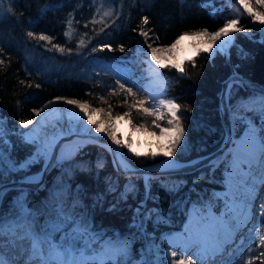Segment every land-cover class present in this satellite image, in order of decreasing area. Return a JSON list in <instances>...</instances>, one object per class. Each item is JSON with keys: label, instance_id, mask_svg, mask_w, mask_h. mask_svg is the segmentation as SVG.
I'll use <instances>...</instances> for the list:
<instances>
[{"label": "trees", "instance_id": "trees-1", "mask_svg": "<svg viewBox=\"0 0 264 264\" xmlns=\"http://www.w3.org/2000/svg\"><path fill=\"white\" fill-rule=\"evenodd\" d=\"M3 1L11 12L0 16V48H3L0 58L5 60V64L0 65V115L13 130L9 134L8 147L10 155L17 160L29 156L34 148L15 132L20 126L19 121L32 119L35 115L32 109L39 108L48 99L73 96L106 109L110 104L113 115L128 109L133 102L131 97L126 99L121 91L115 95L109 93L117 80L122 81L120 75L113 72L114 66L133 57L142 39L141 27L150 30L148 43L157 36L160 38L153 45L170 43L185 32L215 30L232 18H238V26L243 29L234 32L228 53L212 55L200 51L183 64V73L172 67L164 68L168 93L181 105L185 136L174 156L180 162L213 152L222 145L226 128L220 96L223 81L229 75L238 70L264 85V42L251 17H237L234 0H113L103 6L99 0L97 3L92 0ZM49 5L52 7L42 12ZM98 7L101 13L106 9L113 10V15L105 18L103 23H88L85 27ZM70 14L74 30L71 39L64 35ZM144 16L148 17L147 25H142ZM101 28L104 31L96 35ZM248 30L252 32L251 36L246 33ZM29 31L49 35L52 41L32 39L27 36ZM81 37L86 41L82 47L79 45ZM53 44L63 46L65 52H58ZM102 44L110 45V49L91 51ZM69 48L71 53L67 51ZM94 66H99V70L92 72ZM133 86L127 85L133 87L138 98L145 97L143 89ZM101 95L107 103L99 100ZM257 95V91H247L234 84L230 105L237 111L250 96ZM244 111L261 121L259 109L246 107ZM131 117L138 125L145 121L150 124L151 117L137 114L135 109ZM126 157L136 166L159 160L158 157L137 158L131 154ZM227 164L228 160H224L190 172L156 176L150 180V189L146 191L142 175L122 173L110 149L88 142L74 155L57 163L46 177L44 186L8 190L2 203L3 215L11 217L15 200L22 193L33 209L38 210L39 222L43 224L56 206V199L63 198L70 210L75 206L92 231L103 236L100 243L108 239H127L131 259H135L145 253L149 241L167 245L165 237L171 231L183 229L191 210L206 211L222 204L220 194L227 186ZM42 167L40 161L26 171H5L0 182L40 171ZM142 201H146L142 211L146 230L153 236L134 224L136 207ZM255 246L256 242L252 247Z\"/></svg>", "mask_w": 264, "mask_h": 264}, {"label": "snow or ice", "instance_id": "snow-or-ice-1", "mask_svg": "<svg viewBox=\"0 0 264 264\" xmlns=\"http://www.w3.org/2000/svg\"><path fill=\"white\" fill-rule=\"evenodd\" d=\"M101 6L104 3H112L113 0H99ZM2 3V0H0ZM92 3H97V0H92ZM239 7L236 10V15H241L240 9L242 8L254 21H258L260 24H264V13L255 10L253 0H238ZM257 6H264V0H255ZM51 5L46 6L42 12L47 11ZM11 12V9H8ZM113 10L106 9L101 13V8H96L93 18L85 23L87 27L88 23H103L105 18L111 17ZM100 19L97 20L96 17ZM119 16V13H117ZM148 24V17L144 16L142 19V25ZM239 19L232 18L227 19L216 31L209 32L208 29H203L201 32L196 33L201 40L207 41L204 47H198L197 53L200 51L212 52L214 46L217 45V41L220 42L219 48H223L234 40L232 33L234 31H242L243 29L238 27ZM68 30L64 33L66 37L71 39L73 34L72 29V17L67 21ZM108 25L105 24V27ZM104 28H101L96 35L103 32ZM135 31V29H134ZM150 31V30H149ZM149 31H146L141 27L140 35L145 38L147 43L149 38ZM187 33L179 36L171 45L167 48L153 47V44L159 41L157 36L154 41L147 43L149 52H145V55H150L149 61L159 65L161 68L172 67L184 72L182 63L175 58V49L180 44L181 40ZM27 36L38 40L51 43L52 37L44 33L37 34L29 31ZM86 44V41L81 37L79 45L82 47ZM58 52L64 53L65 48L58 44H53ZM105 48L110 49V45L102 44L99 48H92V52L103 51ZM120 50L123 51V45L120 46ZM69 53L72 49H67ZM0 53H3V48H0ZM162 60L168 61V63H162ZM5 60L0 58V65H4ZM194 64V61H193ZM21 83H24L21 81ZM128 81L121 83L120 80L116 81V86L110 95H115L118 91L125 94V98H132V104L122 114H116L113 117L112 106L109 104L107 113L104 109L93 108L91 104L85 100L70 99L66 96H55L44 105L43 108L32 109L37 117L41 116V113L48 110L50 105L63 102L67 105L74 106V115L79 118L81 122L85 119L87 124L92 125L95 132L107 139L111 140L115 145L121 149H127L128 154L140 157H152L156 158L162 156L167 158V162L171 167L176 166L175 160L172 158L175 156L177 147L181 145L184 136L185 129L181 119V105L178 104L175 98H162L165 96L163 91V85H161V91L156 94H149V96L138 98V94L133 90V87H127ZM40 87L39 84L36 85ZM91 94V93H89ZM160 97V98H158ZM99 100L103 103H107L104 96H99ZM260 125L256 126L255 122L251 119L248 120L246 130L243 137L236 143L235 149L232 154V173L229 179H235L240 177L244 182L250 183L251 187L246 189L247 197L245 199L244 208H247V204L251 201L253 193L255 192V181L251 178L258 176L261 183H264V98L260 100ZM78 109V112H75ZM135 109L137 114L145 117H153L151 125L147 122L140 124V129L143 130L148 136H151L153 140L149 142V149L146 152L137 150L132 143L131 136L126 140H122L116 134L115 120H122L125 117L129 118L128 122L132 125V111ZM167 118V126H163L160 121ZM99 117V118H94ZM241 120L246 117H240ZM34 123L41 124V129L30 130L24 134L25 142L35 145V152L30 154L29 157L24 160L13 159L10 155L5 156L3 148V137L5 135L3 125L0 124V178L3 177L5 171L9 173H18L30 169L38 161H42L46 166H50L53 160L60 162L63 159H67V154L63 151L60 156L54 157L55 144V132L53 131L49 135L46 127L41 121H33L32 119H21L19 125L24 129H28L30 125ZM134 126V125H133ZM152 143L155 144V150L152 148ZM120 167L125 170H130L128 162H121ZM245 168L247 171H245ZM46 170V168H45ZM31 182L37 183L34 177L29 178ZM150 177L145 178L146 191L150 189L148 180ZM3 197V192L0 191V198ZM226 203V208H230ZM264 208V205H262ZM140 215V209L137 210ZM243 214V213H242ZM38 210L28 203L27 198L23 197V194L17 196L15 204L13 205L11 217L0 215V264H132L130 244L127 239H108L103 240V236L91 230L90 225L86 219L75 210V206L69 209L67 201L63 198L56 199V206L52 212L48 215V218L43 224L39 222ZM200 216L199 221L191 225V230L187 232L186 238L180 244L173 243L172 249H179V257L177 250L166 251L163 256H157L155 261L140 260L139 264H217L216 257L222 255L221 249L227 244V239L231 236V233L239 226L241 222L239 218L233 220H224L222 218L212 217L198 214ZM264 218V212L261 213ZM264 222V221H262ZM8 237L9 242L18 249V252L9 257L4 249L7 247L3 242V238ZM261 242L264 243V236L260 237ZM95 245V246H94ZM259 247V245H258ZM156 248L157 252L163 251L152 245L148 249V255L151 256L152 249ZM91 253V255H89ZM193 256L195 259H193Z\"/></svg>", "mask_w": 264, "mask_h": 264}, {"label": "rangeland", "instance_id": "rangeland-1", "mask_svg": "<svg viewBox=\"0 0 264 264\" xmlns=\"http://www.w3.org/2000/svg\"><path fill=\"white\" fill-rule=\"evenodd\" d=\"M234 1H235L234 2L235 7H236L235 11H236L237 8L239 7V4H238V0H234ZM253 5H254L255 10L264 13V8L261 6H257L255 4V0H253ZM7 11L8 10H7L6 3L2 0V3H0V16L7 13ZM240 12H241L240 16L251 17L246 12H244L242 8L240 9ZM252 22H253V25L255 26V29L260 34V40H262L264 42V32L262 30V24H260L258 21H254V20H252ZM199 31H202V30H199ZM208 31H214V30H208ZM234 32L232 33L233 37H234ZM246 33L250 36L252 34V32L249 30L246 31ZM147 43L145 42V38L142 37V39L140 40L139 46L137 47L136 51L133 54V57L130 59H127L125 63L116 64L114 66L113 72L118 73L120 75V79L122 80L121 81L122 83H125V81H128V83H127L128 86L137 85L139 88H141V90L143 89L145 92V97L149 96V94L159 93L161 91V85H163V91L165 93V96L162 98L171 99L172 97L168 93V85H167V77H166L165 69L161 68L159 65H156L154 62H151V64H152L151 67L149 65V61L151 60V57H150V55H148V56L145 55V52L150 53V50L147 47ZM206 43H207V41H205L200 47L201 48L204 47ZM219 44H220V42L217 41V45L214 46L213 51L209 52V53H211L212 55H215L217 52L228 53V51L232 47L233 40H232V42H230L228 44V46L226 48H222V49L219 48L218 47ZM196 54H197V52L195 53V55ZM192 58L185 60L184 63L188 60H191ZM162 63H168V62L164 61ZM95 70L98 71L99 66H94L93 68H91L92 72H94ZM86 71H87V73H89V70L86 69ZM234 73H241V72L236 70V71H234ZM158 79L165 80L166 84H163V83L160 84ZM246 90L247 91H253L251 89H246ZM158 98H160V97H158ZM262 98H264V93L259 92L258 95L255 96L254 98L252 96H250L247 99L248 102H246L237 111L234 110V113L237 114V116H236L237 120H236V123L234 125L236 136L239 137V136H242L244 134V131L246 130V125H247V122L249 119L253 120L255 122L256 126L259 127L261 121L258 122L255 118L246 114L244 110L246 107H248V108H257L260 111V108H261L260 100ZM102 107H104V106H102ZM106 111H107V109H106ZM35 115H34V117H35ZM114 116H116V115H114ZM240 117H246V119L241 120ZM167 118L168 117L166 116L165 120L160 121V123L163 126H167V123H166ZM131 119H132V117H131ZM152 119H153V117H151L149 120L150 121L149 126L151 125ZM78 121L79 120L76 117L72 118V122L74 124H77ZM0 124L3 125L4 132H5V135H4L5 142L3 143L5 156H9L10 155V148L8 147V145L10 144L9 134L11 132H13V130L9 127L8 124H6L4 122L1 115H0ZM15 132H17V134L21 135L23 139H24V134L27 133L26 131L23 130V127L21 125L19 126V128ZM119 135L123 139V135L121 132L119 133ZM131 139H132V143H133L134 147L137 148V150L142 151V152L148 151L149 147L148 148H141L140 147L139 144L142 142L141 139L136 140L134 135H131ZM84 144H86V142H79L76 144H72L71 151L69 154H67V158L74 155L81 148V146ZM35 150L36 149H35V145H34L32 153H34ZM153 150H155V149L153 148ZM122 153L125 157H126V154L129 155L126 148L122 149ZM232 154H233V150H231V151L229 150L227 155L222 160H218V161L214 162V163H221L224 160H228V164L226 167V174H227L226 184H227V186H226V189L223 192H221V194H220V196L222 198V204L218 208H214V209L208 208L206 211L197 212L196 210H191L190 217H189L186 225L183 227V229H181L180 231H171L165 237V240L167 241V245L161 244V243L157 244L154 241H150L147 245L145 253L139 258L132 259V262L137 261V260L140 261V260H149V259L155 261L157 256H163L166 251L170 252L171 250H177L178 251L177 259L180 258L179 257V249L178 248L172 249L171 245L173 243L180 244L183 242V239L186 238L187 232L191 230V225H193L194 223L199 221L200 216L198 214H201V213L205 216H208L210 214L212 217L222 218L224 220H233V219L239 218V220L244 221L245 228L239 230V233L236 235L235 239L232 240L231 238L228 237L227 244H225L223 246V248L221 249L222 255H219L215 258L217 261V264H260L261 262H263V260H264V243L261 242L260 237L264 236V222H262L263 218L261 217V210H262V205H263L262 203H264V183H261L258 176H253V178H251L252 180L255 181V185H256L255 192L253 193L252 199L250 201L251 202V206H250L251 216L247 217L243 220V218L247 215V212H248L247 210L245 211L242 207V205L244 206L245 199L247 197V192L244 190V188L245 187H248V188L251 187V184L250 183L246 184L244 182V180H237L236 178L235 179H229V177L232 173V167H231ZM29 156H27V157H29ZM158 158H159L158 161L151 163V164L158 163L164 157L158 156ZM173 160H175L176 165L184 164V162L182 163V162L176 160L174 157H173ZM38 162H40V161H38ZM209 164H211V163H208V164H205L202 166H207ZM43 165H44V163H43ZM147 165H150V164H147ZM42 169H43V167H42ZM37 172H39V171H37ZM37 172H33L30 174H34ZM30 174L22 175L19 178H24ZM16 179H18V178H16ZM16 179H11V180H16ZM11 180H8V181H11ZM8 181H4V182H8ZM229 181H231V182H229ZM2 183L3 182H0V184H2ZM44 185L42 183V184L38 185L37 188H39L40 186H44ZM17 188L29 189L26 187H17ZM34 188H36V187H34ZM34 188H32V189H34ZM10 189H12V188H10ZM6 193L2 197V201H0L1 202L0 203V208H1L0 215H3L2 203H3L4 197L6 196ZM226 203L231 207L226 208ZM232 203H238V205L240 207L237 206L238 208L233 210L232 205H231ZM141 218H142L141 220H143V219L145 220L143 215ZM136 220L138 221L139 219H136ZM137 224H138V222L136 223V225ZM143 224L146 225V220H145V222L143 221ZM144 225L140 226V228L145 229L146 226H144ZM238 227L236 229H238ZM143 231L147 232V230H143ZM3 239H5V238H3ZM253 239H254V241H253ZM255 242H256V246L252 247L253 243H255ZM4 243H5V245H7V247L4 249L5 253L9 257H13L18 252V249H16L10 242L8 243V242L4 241ZM152 245H155L157 248L162 249L163 251L157 252L156 248H153L152 254H151V256H149L148 255V249ZM258 245H259V247H258ZM89 255H91V253H89ZM237 257H239V258L237 259ZM193 259H195L194 256H193ZM197 264H199V261L197 262Z\"/></svg>", "mask_w": 264, "mask_h": 264}, {"label": "bare ground", "instance_id": "bare-ground-1", "mask_svg": "<svg viewBox=\"0 0 264 264\" xmlns=\"http://www.w3.org/2000/svg\"><path fill=\"white\" fill-rule=\"evenodd\" d=\"M223 24L220 26L222 27ZM220 27H218L217 29H215L214 31L218 30ZM262 30L264 32V24H262ZM201 31H191V32H185L187 33V35L184 37L183 40H181L180 44L177 45V48L175 49V58L177 61H179L180 63H184L185 60L192 58L195 53L197 52V48L200 47L205 41L201 40L197 35H195L196 33H199ZM212 32V31H209ZM184 34V33H182ZM182 34H180L179 36H181ZM179 36H177L174 40H172L170 43L167 44H157L154 45L153 47H164L167 48L169 45H171ZM219 42V41H218ZM206 45V44H205ZM228 46L225 45L223 48H226ZM150 50V49H149ZM165 60H162V62H164ZM168 62V61H167ZM160 84H166L165 80L162 79H158ZM247 83V81H244V84ZM234 84H232L230 86V91L232 89ZM70 99H79L73 96H66ZM52 99V98H51ZM51 99H48L47 101H45L44 103H42V105L39 108H43L45 104H47V102ZM81 100V99H79ZM84 101V100H81ZM91 104V103H90ZM91 106L93 108H101L104 109L105 114L107 113L106 109L102 106H95L93 104H91ZM74 106L72 105H67L64 104L63 102H58L57 104L54 105H50L48 110H46L45 112L41 113L40 117H37L35 115V117L32 119L33 121H41L42 124L46 127L49 135H51V133L54 131L55 132V144L56 147L54 149V153L58 151V146L59 144H61V140L64 136H66L67 138H71L74 139V142H68L67 144L63 145L60 151V155L61 152L63 151L66 154H69L71 151V147L72 144H76L82 141H90V140H95V139H100V140H104L108 146L110 147H114L117 151H118V159L121 162H128L129 165H131L130 161L123 155L122 153V149L119 148V146L115 145L111 140L107 139L106 136H103L99 133H96L93 126L87 124L86 119L81 122L79 120L78 117H76L74 115ZM78 109H75V112H78ZM232 116H231V134L229 135L228 139L232 138L231 144H230V151L235 149V145L237 142L240 141V139L243 137L242 136H236L235 133V128L234 125L236 123V116L237 114L234 113V111L232 110ZM76 117L79 121L77 122V124H74L72 122V118ZM113 117H115L113 115ZM94 118H99V117H94ZM127 117H125L122 120H115V124H116V134L118 135V137L120 139H122L119 135V133L121 132L123 135V139L126 140L129 136L134 135L136 140L141 139L142 142L139 144L141 148H148L149 147V142H151L153 140V138L151 136H148L143 130H139L140 126L137 125L133 120H132V125L129 124ZM134 125V126H133ZM42 125L41 124H37L34 123L33 125H30L28 129H24V131H26L27 133L30 130H38L41 129ZM258 127V126H257ZM122 139V140H123ZM3 141L5 142V138L3 137ZM154 149H155V144L152 143L151 145ZM173 159V158H172ZM155 165V164H154ZM157 166H164V167H170V165L167 162V158H163L161 161H159L158 163H156ZM245 171H247V169L245 168ZM34 177L35 180L37 181V183H33L30 181L29 178ZM253 178V177H252ZM237 180H242L240 177H236ZM24 182L31 184V185H36L38 187V185L42 184L44 181V176L42 172H37L34 174H30L26 177L23 178ZM260 180V179H259ZM231 182V181H229ZM1 184H0V189H1ZM36 187V188H37ZM42 187V186H40ZM248 187H245L244 190L246 191ZM232 209L235 210L236 208L240 207L238 205V203H232ZM238 206V207H237ZM250 206H251V202H249L247 204V208L245 209L244 206L242 205L243 209L247 212V215L243 218V220L247 217L251 216L250 213ZM145 207V206H144ZM143 207V209H144ZM217 218V217H216ZM241 222L239 223V227L238 229L234 230L231 233V236H229V238H231L232 240L235 239L236 235L239 233L240 229H244L245 225H244V221L240 220ZM180 231V230H177ZM5 239H3V242H8V237H4ZM132 264H139V260L137 261H133ZM260 264H264V260L263 262H261Z\"/></svg>", "mask_w": 264, "mask_h": 264}, {"label": "water", "instance_id": "water-1", "mask_svg": "<svg viewBox=\"0 0 264 264\" xmlns=\"http://www.w3.org/2000/svg\"><path fill=\"white\" fill-rule=\"evenodd\" d=\"M180 72V71H179ZM181 73V72H180ZM244 81H247V83L244 84ZM234 83H238L240 86H242L244 89H251L255 90L257 92L264 93V85L261 84L258 81L252 80L249 77H246L242 73H233L229 75L224 81H223V88L221 92V103H220V109L221 114L223 117L224 125L226 128V137L222 143V145L216 149L213 152H210L208 154H204L202 156H198L196 158H193L189 161L184 162L182 165H176L173 167H164V166H157L156 164H150V165H142V166H136L133 163H130V170H125L120 167V161L118 159V151L114 147H110L107 145V143L102 139H93L89 142H95L100 143L106 147H108L113 155L115 164L117 168L127 175H142L145 181L146 177H150L151 179L156 176L166 175V174H172V173H182V172H190L193 171L199 167H202V165L208 164V163H214L218 160H222L227 153L229 152L230 144L232 141L231 139H228L229 135L231 134V116H232V108L230 105V93L228 90H230V86ZM75 140L71 138H67L64 136L62 140L60 141L61 144L58 146V151L54 153V157L60 156V151L63 145L67 144L68 142H74ZM82 142H88V141H82ZM55 159L51 163L50 166L43 165V169L40 171L43 173L44 181L43 184H45L46 177L48 176L49 172L52 170V168L56 165ZM46 168V170H45ZM150 179V180H151ZM150 180H148V183L150 184ZM146 183V181H145ZM0 191L4 194L10 189V188H17V187H26V188H34L37 187L36 185H31L26 182H24L23 178H18L16 180H11L8 182H3L1 184ZM0 201H2V198H0ZM1 203V202H0ZM1 210V208H0Z\"/></svg>", "mask_w": 264, "mask_h": 264}, {"label": "built area", "instance_id": "built-area-1", "mask_svg": "<svg viewBox=\"0 0 264 264\" xmlns=\"http://www.w3.org/2000/svg\"><path fill=\"white\" fill-rule=\"evenodd\" d=\"M142 204H143V202H142ZM138 209H140V212H141L142 211V207L141 206L136 207V216H135V219H134V223H137L138 222V226H143L144 225L143 224V221L145 222V220L144 219L141 220L142 218H141V215L137 211ZM136 219H139V220L137 221ZM145 229H142V230H145Z\"/></svg>", "mask_w": 264, "mask_h": 264}]
</instances>
